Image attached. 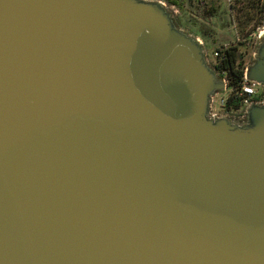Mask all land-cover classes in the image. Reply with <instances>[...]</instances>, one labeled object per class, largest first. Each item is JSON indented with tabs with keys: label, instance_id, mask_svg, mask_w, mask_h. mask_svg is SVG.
I'll use <instances>...</instances> for the list:
<instances>
[{
	"label": "water",
	"instance_id": "obj_1",
	"mask_svg": "<svg viewBox=\"0 0 264 264\" xmlns=\"http://www.w3.org/2000/svg\"><path fill=\"white\" fill-rule=\"evenodd\" d=\"M224 90L160 1L0 0V264H264V105Z\"/></svg>",
	"mask_w": 264,
	"mask_h": 264
},
{
	"label": "rangeland",
	"instance_id": "obj_2",
	"mask_svg": "<svg viewBox=\"0 0 264 264\" xmlns=\"http://www.w3.org/2000/svg\"><path fill=\"white\" fill-rule=\"evenodd\" d=\"M157 1L163 2L174 14L175 22L180 20L181 29L201 39L213 69L217 64L216 51L224 47L239 46L240 42L243 44L240 49L244 53V61L247 64L254 61L256 54L249 44V34L258 27H264V0H206L207 4L203 7L197 0ZM209 14L214 16L206 17ZM260 20L261 23H258ZM220 93L223 95L222 91Z\"/></svg>",
	"mask_w": 264,
	"mask_h": 264
},
{
	"label": "built area",
	"instance_id": "obj_3",
	"mask_svg": "<svg viewBox=\"0 0 264 264\" xmlns=\"http://www.w3.org/2000/svg\"><path fill=\"white\" fill-rule=\"evenodd\" d=\"M197 1L202 7L207 4L206 0ZM173 8L178 13V10L175 7ZM263 34L264 27L254 30L249 35L251 41L249 44L255 50L254 54L256 55L261 45ZM251 64L247 65L243 79L236 86H231V80L226 75L220 77L217 73L225 83V90L222 91L223 95H221L220 91L212 96L208 114L210 119L218 120L228 118L242 124L247 121L249 110L253 105H264V85L249 81L246 76L247 69Z\"/></svg>",
	"mask_w": 264,
	"mask_h": 264
},
{
	"label": "trees",
	"instance_id": "obj_4",
	"mask_svg": "<svg viewBox=\"0 0 264 264\" xmlns=\"http://www.w3.org/2000/svg\"><path fill=\"white\" fill-rule=\"evenodd\" d=\"M211 16H214V14H209L206 17ZM176 23L178 26L181 25L179 19H177ZM258 23H261V20ZM252 32H250V34ZM242 46L243 44L240 42L239 46L224 47L216 51L218 55L216 56L217 64L214 66V70L220 75V77L226 75L231 80V86H236L243 79L245 69L248 65L244 61V53H242L240 49Z\"/></svg>",
	"mask_w": 264,
	"mask_h": 264
}]
</instances>
